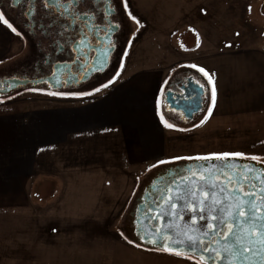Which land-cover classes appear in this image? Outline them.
<instances>
[{
	"label": "rangeland",
	"instance_id": "obj_1",
	"mask_svg": "<svg viewBox=\"0 0 264 264\" xmlns=\"http://www.w3.org/2000/svg\"><path fill=\"white\" fill-rule=\"evenodd\" d=\"M122 2L124 7L127 4L132 33L120 64H169L170 81L193 77L206 89V80L201 81L199 74L186 67L194 57L189 52L196 49L243 43L264 47V0ZM9 36L11 52L5 56L0 75L5 73L6 65L24 54L17 38ZM114 76L86 93L52 95L44 89L26 88L11 97L0 96V101L26 99L50 106L88 100L110 86ZM208 94L205 92L202 110L192 120L170 110L163 97V122L173 125L169 163L188 161L177 157H217L225 153H240L242 157L230 156L250 160L257 157L254 161L264 163V117L214 116ZM154 165L148 162L135 168L121 166L122 187L120 192L116 189V197L100 198L93 186H84L59 199L0 197V264H188L171 253L139 247L125 236L133 197Z\"/></svg>",
	"mask_w": 264,
	"mask_h": 264
},
{
	"label": "crops",
	"instance_id": "obj_2",
	"mask_svg": "<svg viewBox=\"0 0 264 264\" xmlns=\"http://www.w3.org/2000/svg\"><path fill=\"white\" fill-rule=\"evenodd\" d=\"M7 32L0 20V67L11 52ZM189 54L194 57L186 67L206 80L209 96L208 78L191 65L214 81V116L264 117V47L243 43ZM160 64H119L113 83L88 100L50 106L0 101V197L59 199L84 186L100 198L116 197L121 166L156 162L151 171L165 165L160 161L169 160L171 128L161 104L171 75L170 65Z\"/></svg>",
	"mask_w": 264,
	"mask_h": 264
},
{
	"label": "flooded vegetation",
	"instance_id": "obj_3",
	"mask_svg": "<svg viewBox=\"0 0 264 264\" xmlns=\"http://www.w3.org/2000/svg\"><path fill=\"white\" fill-rule=\"evenodd\" d=\"M111 7L115 8L114 12L109 11ZM0 13L16 29L13 32L6 25L9 34L17 38L24 53L6 65L5 73L0 75L2 98L11 97L26 88H40L52 95L60 93L69 96L92 91L115 75L132 33L131 18L122 0H114V4L108 0H61V6L53 8L46 7L45 0H0ZM116 24H119L118 29L114 27ZM111 44H115V47L110 49ZM10 79L24 84L11 88L8 83ZM184 80L185 77L171 80L165 92L170 90L181 94ZM210 158L165 164L156 167L142 179L124 227L125 236L131 243L144 249L176 255L164 251L159 245L148 243L147 239L161 233V238L170 234L173 238L186 241L191 235L204 240L205 245L198 244L196 249L190 251L183 243L176 244L174 247L180 252L176 256L192 260L195 264H200V257L204 256L207 258L204 264H221L215 254L217 251L222 252L223 245L229 243L223 238L227 225H222L221 221L232 223L235 230L240 227L243 218L237 215L233 222L226 211L219 209L226 208L233 213L237 211V197L248 199L244 191H252L243 177L247 176L259 188L264 180V163L232 156L227 160H215L213 156ZM176 173H183L184 178L181 180L175 176ZM256 176L259 179H254ZM172 181L175 182L170 184ZM169 186L176 190L166 191ZM241 186L244 191H240ZM204 191L215 193V196L208 197L201 213L200 201L204 200ZM192 192L196 193L195 196ZM229 192L232 193L230 199ZM213 199L218 203L213 205ZM256 200H260L259 195ZM230 204L232 206L228 208ZM209 206L217 209L211 213L218 217L216 221L210 219ZM201 214L205 216V221L199 220ZM193 217L197 219L196 225L192 224ZM162 219L167 222L165 226L162 225ZM206 222L215 224V232L207 236L199 231L201 227L204 231H210ZM202 247L204 251L199 250ZM223 264H227V261H223Z\"/></svg>",
	"mask_w": 264,
	"mask_h": 264
},
{
	"label": "snow or ice",
	"instance_id": "obj_4",
	"mask_svg": "<svg viewBox=\"0 0 264 264\" xmlns=\"http://www.w3.org/2000/svg\"><path fill=\"white\" fill-rule=\"evenodd\" d=\"M79 2V0H77ZM110 4H114V0H108ZM45 6L48 8L53 7H59L61 6V0H45ZM125 7H127V4H125ZM110 12H114L115 8L111 7L109 8ZM134 19V17H133ZM0 20L3 21L5 25H7L10 29H12L13 32H16V29L13 27L11 23L7 19H4V14L0 13ZM138 23V21H137ZM115 28H119V24H116L114 26ZM17 35L19 33L17 32ZM115 44L110 45V49L114 48ZM108 53H105V57L107 58ZM101 68L103 67V64L100 65ZM191 67L196 68V70L200 73H202L205 77L208 78V83L212 85L211 88V105L215 106L216 103V89L214 81L211 78V75L202 67H197L196 65H191ZM108 85H105L107 87ZM200 87H204V85H200ZM167 127L171 128L173 125L166 124ZM230 155L235 156H241L242 154L236 153V154H228L225 153L222 156H217L216 159L218 160H227ZM176 159H186V160H209L210 157H177ZM252 160H258L257 157H251ZM168 161H160V164H167ZM155 167V165H154ZM250 170V169H249ZM175 176L179 177L181 180L184 178L183 173H176ZM248 183V187L252 189L251 193L244 191L243 187L241 186L240 191H244V195L248 197V199H240L237 197V203L235 204V207L237 211L235 213L228 211L226 208H221L219 211L227 212V216L230 219H233L234 217L239 216L243 218V221L239 228L233 230V224L228 223L227 220L221 221V224L227 225V232L224 234L223 238L225 241H229V243H225L222 247V252L217 251L215 256L217 259L221 261V264H223V261H227V264H237V262H240V264H244V262H247V264H256L257 261H259V264H264V180L261 181V186L258 188V186L254 183H252V180H249L247 176L243 177ZM254 179H259L258 176L254 177ZM175 181L170 182L174 183ZM212 187H215L214 185ZM176 189L169 186L166 191L171 192L175 191ZM221 191H224V189H221ZM195 192H192V195L195 196ZM215 196V193H209L207 191L203 192L204 200L200 201L201 204V213H203L204 210V204L205 201L208 199L209 196ZM232 193L229 192L228 198H231ZM260 196V200L257 202L256 197ZM170 200L171 197H168ZM218 203L215 199H213L212 204L215 205ZM231 204L228 205V208H231ZM246 206H248L246 208ZM173 208L176 207L175 204L172 205ZM192 207V206H190ZM193 211H195V208L193 207ZM217 211L212 206H209V214L210 219L212 221H216L218 217L216 215H211V213ZM199 220L205 221V216L201 214L199 216ZM192 224H197L196 217L192 218ZM206 227L210 231H204V228L201 227L199 231L207 236L211 233L215 232V224L214 223H207ZM196 229H194L195 231ZM162 240L169 241L168 243H162ZM147 242L152 245H159L161 249L164 251L174 252L176 255H180V252L175 249L176 244L183 243L185 247L188 250L196 249L197 245H205V241L202 239H198L194 236L189 235L186 241H181L178 237L173 238L170 234H165L162 238L157 236L155 238H149L147 239ZM200 251H204L205 248L202 247L199 249ZM226 253V255H224ZM207 258L204 256L200 257V264H204V261ZM215 264V262H214Z\"/></svg>",
	"mask_w": 264,
	"mask_h": 264
},
{
	"label": "water",
	"instance_id": "obj_5",
	"mask_svg": "<svg viewBox=\"0 0 264 264\" xmlns=\"http://www.w3.org/2000/svg\"><path fill=\"white\" fill-rule=\"evenodd\" d=\"M184 81L185 85L181 87L182 93L175 94L168 90L164 93V101L170 110L181 113L186 120H192L202 110L205 89L200 87L192 77L185 78ZM8 83L11 85V88L24 84L22 81L16 79H10ZM230 159L239 160L238 158ZM138 223L140 224V220H138ZM166 224L167 222L162 219V225L165 226ZM159 236H161V233Z\"/></svg>",
	"mask_w": 264,
	"mask_h": 264
},
{
	"label": "trees",
	"instance_id": "obj_6",
	"mask_svg": "<svg viewBox=\"0 0 264 264\" xmlns=\"http://www.w3.org/2000/svg\"><path fill=\"white\" fill-rule=\"evenodd\" d=\"M200 79H201V81H203V82L205 81L204 78H203L201 75H200ZM206 93H207V92H206Z\"/></svg>",
	"mask_w": 264,
	"mask_h": 264
}]
</instances>
